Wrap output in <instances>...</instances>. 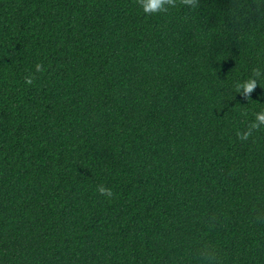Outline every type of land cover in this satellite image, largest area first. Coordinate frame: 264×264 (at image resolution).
Returning a JSON list of instances; mask_svg holds the SVG:
<instances>
[{"label":"trees","instance_id":"1","mask_svg":"<svg viewBox=\"0 0 264 264\" xmlns=\"http://www.w3.org/2000/svg\"><path fill=\"white\" fill-rule=\"evenodd\" d=\"M256 67L264 0H0V264H264Z\"/></svg>","mask_w":264,"mask_h":264},{"label":"clouds","instance_id":"2","mask_svg":"<svg viewBox=\"0 0 264 264\" xmlns=\"http://www.w3.org/2000/svg\"><path fill=\"white\" fill-rule=\"evenodd\" d=\"M137 6L147 16L157 14H166L170 9L176 8L178 5L195 9L200 6V0H136ZM36 72H43L44 68L41 64L34 66ZM260 79H264V70L259 67L252 69L251 76L244 81H238L235 84V91L245 100H249L251 93L259 86ZM34 82V75L29 74L25 76L24 83L32 85ZM264 128V109L254 113V119L247 125V127L236 132V136L241 141H247L253 134ZM96 191L109 199L113 198V191L111 188L103 184L97 185ZM260 222H264V217H257ZM197 256L200 264H221V257L218 249L211 243L203 244L197 250Z\"/></svg>","mask_w":264,"mask_h":264}]
</instances>
